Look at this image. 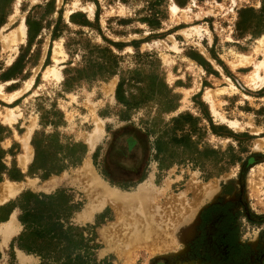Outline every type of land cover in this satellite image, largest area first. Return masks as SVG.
Here are the masks:
<instances>
[{"label":"rangeland","instance_id":"1","mask_svg":"<svg viewBox=\"0 0 264 264\" xmlns=\"http://www.w3.org/2000/svg\"><path fill=\"white\" fill-rule=\"evenodd\" d=\"M263 36L264 0H13L0 27V149L23 178L0 170V204L19 225L0 237V264L42 262L18 247L17 204L56 235L45 262L264 264ZM94 45L119 58L116 74L65 89L64 70ZM120 79L134 108L116 101Z\"/></svg>","mask_w":264,"mask_h":264},{"label":"trees","instance_id":"2","mask_svg":"<svg viewBox=\"0 0 264 264\" xmlns=\"http://www.w3.org/2000/svg\"><path fill=\"white\" fill-rule=\"evenodd\" d=\"M12 1L13 0H0V2L3 4V10L0 12V27L4 25V23L6 22V19L8 16V7ZM78 17H84V16L80 14L71 15L70 21L72 23H75V19H77ZM84 21H85L84 24H88L86 19ZM36 25H37V22H33L29 18L26 19V26L28 27V33L31 36L36 34L39 30V27L36 28ZM56 25L58 26L54 29V33H53L54 38H58L61 33V29L59 27L60 23L58 22ZM71 44L75 45V41L72 40ZM76 48L77 47L74 46L73 50L75 51ZM118 59L119 58L115 54H113L111 50L107 48H102L96 45L90 46V47L87 46V48L84 50L81 56L80 62L74 67H72L71 63H69L67 69L64 70V76H65V79L63 82L64 88L69 89L74 82L80 81L82 79H85V80L92 79L93 80L99 77L102 79H106V78H109L115 75L117 71V67H118ZM124 87H125V79H120L116 87L115 98L119 104H122L128 110L138 105V102L126 101L124 99V96H123ZM187 118H190V116L188 115L179 116L176 119L172 120V124L173 125L179 124L180 122H182L183 120ZM178 130L183 132L180 136V139L184 140L186 138H189V133L191 132V130L188 133L184 132L182 128H179ZM177 139L179 138H175V141H177ZM162 141H163L162 138L159 137L154 142V150L157 153L160 151V146L163 144ZM3 157H4V152L0 149L1 173L5 174V176L10 181H14V182L21 181L23 178L21 173L19 171L16 172L15 169L13 170L14 174L9 173L10 171H8V169L5 167L2 161ZM79 162H80V157L75 158L74 160H71L70 162H68V164L70 163L71 165H77L79 164ZM62 170H64V168H60V171L58 172H61ZM50 174H53V173L51 172ZM2 180L3 178L0 177V181ZM24 197L26 198L27 196H24ZM40 197L41 199H39V202L40 204L44 206L43 208L44 210L45 208H49L53 205L52 203L55 198H53L52 196H42L41 195L39 196V198ZM16 207L20 211V215L18 218H19L20 223L23 226V231L18 238V247L26 251L27 253L39 255L42 258L41 264H55L53 261L45 262L46 256L47 255L49 256V252H50L49 249L52 246V242L55 240L54 238L56 237V235L53 234L54 231L48 226L47 223H40L41 218H38L40 215V212L33 213L30 209L23 208L20 204L19 205L17 204ZM14 208H15L14 204H10L9 206H6V207H0V212L1 213L5 212L3 214L4 216L0 217V221L6 219L8 214ZM214 209L215 208H210L201 215L202 224H205L206 218L211 214L212 210ZM44 210H42L43 215H45ZM30 240H31V243L29 242ZM37 241L38 242L41 241L43 245L46 244L45 245V249L47 251L46 254L44 255L41 254L40 250L43 249V247L39 248L40 246H38ZM63 264H76V263L70 261L68 263H63Z\"/></svg>","mask_w":264,"mask_h":264},{"label":"crops","instance_id":"3","mask_svg":"<svg viewBox=\"0 0 264 264\" xmlns=\"http://www.w3.org/2000/svg\"><path fill=\"white\" fill-rule=\"evenodd\" d=\"M12 193V192H11ZM7 202V201H6ZM5 202V203H6ZM5 203H1L0 207L5 204ZM8 204V202H7ZM9 205V204H8ZM16 209H12L11 212L8 214V216L6 217V219L0 221V237L5 240L7 236L9 235H13L12 233H14V235L17 233V227L19 226L17 222H15L12 218H13V214L14 211ZM14 226V227H12ZM13 237V236H12Z\"/></svg>","mask_w":264,"mask_h":264},{"label":"bare ground","instance_id":"4","mask_svg":"<svg viewBox=\"0 0 264 264\" xmlns=\"http://www.w3.org/2000/svg\"><path fill=\"white\" fill-rule=\"evenodd\" d=\"M172 11H174V10H177V7L176 6H174V5H172ZM18 36L17 38H15L16 36ZM14 38L15 39H13V41L15 40H20V39H22L24 36H25V26H24V24H23V20H21V22H20V25L18 26V28L16 29V31L14 32ZM264 37V36H263ZM9 42V41H8ZM256 65H254V67H255ZM260 68H263L264 69V61L263 62H261L259 65H257V67H256V70H258V69H260Z\"/></svg>","mask_w":264,"mask_h":264}]
</instances>
